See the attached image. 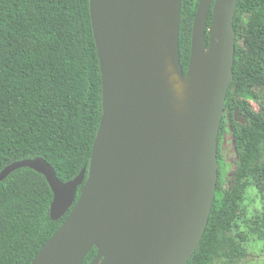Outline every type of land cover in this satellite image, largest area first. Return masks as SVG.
Instances as JSON below:
<instances>
[{"label":"water","instance_id":"water-1","mask_svg":"<svg viewBox=\"0 0 264 264\" xmlns=\"http://www.w3.org/2000/svg\"><path fill=\"white\" fill-rule=\"evenodd\" d=\"M237 3L199 0L185 73L182 0H90L103 114L88 167L66 182L43 157L0 172V181L24 167L42 173L54 194L52 219L68 213L31 264H82L94 247L90 264L188 263L216 197ZM169 64L187 84L181 107Z\"/></svg>","mask_w":264,"mask_h":264},{"label":"trees","instance_id":"trees-1","mask_svg":"<svg viewBox=\"0 0 264 264\" xmlns=\"http://www.w3.org/2000/svg\"><path fill=\"white\" fill-rule=\"evenodd\" d=\"M198 3L182 0L179 49L185 73ZM211 17L212 10L208 26ZM234 28L245 45L236 43L219 144L230 126L237 166L227 187L219 178L207 228L187 264L246 258L236 229L240 201L250 180L264 193V114L243 99L254 86L264 89V0H238ZM102 114L90 0H0V172L15 161L43 157L60 180H72L89 165ZM218 160L222 169L220 148ZM53 198L46 177L29 167L0 181V264H31L61 227L68 213L53 220ZM96 254L94 247L82 264Z\"/></svg>","mask_w":264,"mask_h":264},{"label":"rangeland","instance_id":"rangeland-1","mask_svg":"<svg viewBox=\"0 0 264 264\" xmlns=\"http://www.w3.org/2000/svg\"><path fill=\"white\" fill-rule=\"evenodd\" d=\"M236 43L244 46L245 39H237ZM243 99L257 113L264 114L261 107L264 104L263 88L252 87ZM218 148H220L223 163L222 169L219 166V178L222 187L225 188L230 183L238 160L230 126H227L223 131ZM255 184L256 182L250 180L247 188L244 190L240 201L238 219L236 220V229L245 240L244 245L247 248L248 255L246 258L233 261L220 260L215 264H264V237H262L264 236V193H261Z\"/></svg>","mask_w":264,"mask_h":264},{"label":"bare ground","instance_id":"bare-ground-1","mask_svg":"<svg viewBox=\"0 0 264 264\" xmlns=\"http://www.w3.org/2000/svg\"><path fill=\"white\" fill-rule=\"evenodd\" d=\"M167 73L169 76L168 82L170 85V90L173 94L174 100L177 106L181 107L186 99L187 84L180 79L172 64H169Z\"/></svg>","mask_w":264,"mask_h":264}]
</instances>
